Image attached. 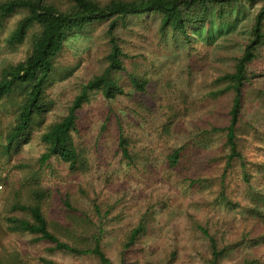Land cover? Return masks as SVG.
<instances>
[{
    "label": "rangeland",
    "instance_id": "rangeland-1",
    "mask_svg": "<svg viewBox=\"0 0 264 264\" xmlns=\"http://www.w3.org/2000/svg\"><path fill=\"white\" fill-rule=\"evenodd\" d=\"M242 9L230 22L199 27L190 45L169 35L162 42L155 18L142 22L131 17L118 26L123 49L134 56L125 58L127 70H137L148 83L137 91L124 76V95L108 100L95 91L77 111L73 135L87 157L85 171L70 173L56 157L40 165V135L66 113L80 85L103 68L105 23L65 43L46 86L44 121L33 127L29 142L17 152L4 150L13 115L0 102V162L6 173L0 196L1 253L16 252L24 264H45L41 257L59 264H102L93 255L49 250L50 244L32 240L29 233L9 231L5 216L23 214L11 210L10 203L30 201V190L39 184L49 191L42 208L51 228L66 220L65 198L90 215L92 200L97 202L103 217L98 220L94 214L95 229L102 230V245L113 264H208L207 239L199 225L219 242L236 240L250 230L251 238L261 237L259 241L246 239L222 264H236L249 255L259 256L264 264V220L248 218L244 210L264 194V43L258 48L257 76L244 87L238 132L244 167L235 160L225 169V136L212 129L228 123L231 99L230 94L214 97V79L232 69V57L242 50L257 4L243 3ZM22 14L17 11L0 28V69L22 59L29 48V37L14 46L6 43ZM120 134L129 140L133 162L121 155ZM179 146L181 156L171 167L167 156ZM144 215L147 232L122 256L121 237Z\"/></svg>",
    "mask_w": 264,
    "mask_h": 264
},
{
    "label": "trees",
    "instance_id": "trees-1",
    "mask_svg": "<svg viewBox=\"0 0 264 264\" xmlns=\"http://www.w3.org/2000/svg\"><path fill=\"white\" fill-rule=\"evenodd\" d=\"M243 3L257 4V9L241 52L232 57V69L214 79L217 85L213 91L214 97L230 94L231 99L228 123L212 129L223 132L225 136L224 142L228 148L225 169L231 167L235 160L244 167L245 159L240 149L238 132L242 128L244 87L252 77L257 76L255 65L258 48L264 43V0H65L63 3L55 0H0V28L14 13L23 12L6 37V43L14 46L26 37L30 39L23 58L7 63L0 69V102L8 104L13 115L5 136L4 150L17 152L23 144L29 142L33 127L44 121V112L49 107L46 86L55 69L57 56L70 38L97 24H106L103 68L80 85L66 113L48 123L40 135L44 151L38 158L39 164L45 165L52 157H56L67 165L70 173H74L85 171L88 167L87 157L75 144L73 133L78 130L77 111L89 101L90 95L99 91L108 100L124 95V76L137 91H144L148 83V79L139 75L137 70H127L124 60L134 56L123 49L117 32L118 26H125L127 19L131 17L142 22L150 17L155 18L158 21L157 35L162 42L169 35L173 40L179 38L182 44L190 45L199 27L209 28L213 23L219 26L230 22L234 12L243 10ZM118 145L121 155L128 162H133L128 138L120 134ZM182 149V146L176 147L168 154L169 166L178 163ZM243 179L248 182L247 171L243 172ZM30 196L31 200L28 202L10 203L11 210H18L23 214L5 216L9 231L29 233L33 236L32 240L50 244L49 250L65 251L73 255H93L102 264H113L102 245V230L95 229L94 214L98 220L103 217L101 207L95 200H92L93 214L90 215L65 198L66 220L62 225L58 223L56 228H51L42 208V201L50 196L49 191L36 184L30 190ZM244 210L248 218L264 220V194L254 197L253 205L244 207ZM198 227L207 239L205 259L208 264H222L223 258L238 244L246 239L258 242L261 238H251L250 230H243L236 240L219 242L207 228L201 225ZM146 232L147 220L144 215L121 237L120 254L123 256L128 252ZM41 260L45 264H59L45 257H41ZM260 262L259 256L249 255L243 256L236 264ZM0 264L24 262L16 252H0Z\"/></svg>",
    "mask_w": 264,
    "mask_h": 264
},
{
    "label": "built area",
    "instance_id": "built-area-1",
    "mask_svg": "<svg viewBox=\"0 0 264 264\" xmlns=\"http://www.w3.org/2000/svg\"><path fill=\"white\" fill-rule=\"evenodd\" d=\"M5 168L3 167V165L0 163V196L3 192L4 189V178H5Z\"/></svg>",
    "mask_w": 264,
    "mask_h": 264
}]
</instances>
